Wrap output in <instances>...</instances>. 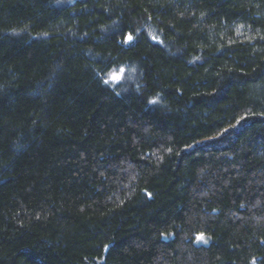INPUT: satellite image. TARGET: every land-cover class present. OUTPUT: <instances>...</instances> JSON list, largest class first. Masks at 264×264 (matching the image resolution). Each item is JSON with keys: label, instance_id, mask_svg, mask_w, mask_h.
Returning <instances> with one entry per match:
<instances>
[{"label": "trees", "instance_id": "trees-1", "mask_svg": "<svg viewBox=\"0 0 264 264\" xmlns=\"http://www.w3.org/2000/svg\"><path fill=\"white\" fill-rule=\"evenodd\" d=\"M0 264H264V0H0Z\"/></svg>", "mask_w": 264, "mask_h": 264}, {"label": "snow or ice", "instance_id": "snow-or-ice-1", "mask_svg": "<svg viewBox=\"0 0 264 264\" xmlns=\"http://www.w3.org/2000/svg\"><path fill=\"white\" fill-rule=\"evenodd\" d=\"M127 39H128L129 41H131L132 37L129 36ZM113 79H114V80H118L119 77L114 76ZM105 83H107V81H105ZM197 239H198V240H203L204 237L201 235V236H198Z\"/></svg>", "mask_w": 264, "mask_h": 264}, {"label": "rangeland", "instance_id": "rangeland-1", "mask_svg": "<svg viewBox=\"0 0 264 264\" xmlns=\"http://www.w3.org/2000/svg\"><path fill=\"white\" fill-rule=\"evenodd\" d=\"M114 76H116V77H119L120 76V71H118V72H116L115 74H113L112 75V78L114 77ZM200 242H202V240H196V243H200Z\"/></svg>", "mask_w": 264, "mask_h": 264}]
</instances>
